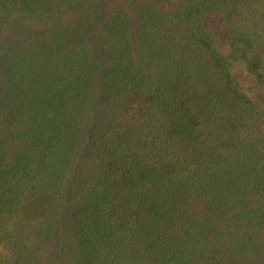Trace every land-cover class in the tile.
<instances>
[{
    "label": "trees",
    "instance_id": "16d2710c",
    "mask_svg": "<svg viewBox=\"0 0 264 264\" xmlns=\"http://www.w3.org/2000/svg\"><path fill=\"white\" fill-rule=\"evenodd\" d=\"M264 0H0V264H264Z\"/></svg>",
    "mask_w": 264,
    "mask_h": 264
},
{
    "label": "rangeland",
    "instance_id": "374dc122",
    "mask_svg": "<svg viewBox=\"0 0 264 264\" xmlns=\"http://www.w3.org/2000/svg\"><path fill=\"white\" fill-rule=\"evenodd\" d=\"M262 91V93L264 94V89L263 90H261Z\"/></svg>",
    "mask_w": 264,
    "mask_h": 264
}]
</instances>
